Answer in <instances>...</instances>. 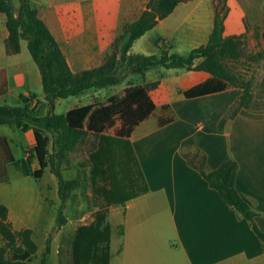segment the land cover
<instances>
[{
  "label": "crops",
  "instance_id": "1",
  "mask_svg": "<svg viewBox=\"0 0 264 264\" xmlns=\"http://www.w3.org/2000/svg\"><path fill=\"white\" fill-rule=\"evenodd\" d=\"M148 1L31 0V3L54 36L70 70L77 73L102 64L113 42L122 34L123 26L136 20L146 9ZM228 8L223 21V35L244 33L242 12L229 4ZM5 20V15L0 13V89L4 90L0 94V105L19 106L22 104L20 95H24L35 112L39 102L32 86L36 89L41 87L40 73L25 40L20 41L18 53H7ZM213 20L214 9L210 2H207L206 8V0H184L168 16L158 20L150 30L134 40L127 52V62L134 65L139 58L157 56L162 50L186 56L191 49L207 41ZM199 61L197 59L194 64ZM156 68L147 71L144 79L133 74L126 76L118 85L106 87L112 89L106 97L108 100L118 91L117 87L126 89L144 82H158L154 89L147 92L154 109L132 128L128 137L137 161L136 169L140 170L147 191L123 203L106 207L105 222L110 227L108 264H264V248L249 222L223 202L218 192L209 187L200 173L186 162L183 154L200 150L206 156L209 170L216 169L226 159L212 161L200 146L184 147L164 131V127L176 118L172 105L174 100L183 98L206 102V97L228 92L232 95L230 109L242 90L228 88L218 93L185 98L182 92L204 83L209 74L184 68H166L167 73H164ZM177 78L179 83L174 81ZM127 79H131L132 83H128ZM103 89L58 99L54 110L63 100L66 101L64 113L88 104L106 105L103 100L92 98V95L106 93L102 92ZM31 96L34 98L30 99ZM241 122L250 126L242 127ZM231 123L258 134L255 136L258 140L264 136V128L257 126H264V110L241 109ZM1 137L7 140L16 161L24 159L34 147L32 129L21 131L14 125H0ZM255 146L264 149V141ZM15 151L22 152L19 159L14 156ZM256 151L258 153V149ZM233 159L238 163L235 189L256 213L254 221L264 233V158L256 155L249 162L250 166L242 165L237 157ZM2 166L0 145V169ZM4 166L8 181L0 183V204L6 206L7 218L14 230L29 228L34 236L38 229L34 228L37 223L34 201L21 190L11 191L12 179L19 178L15 171H20L12 164ZM31 168L35 170L37 165L32 163ZM46 170L50 173L48 168L44 169L41 179ZM24 179L21 178V181L24 182ZM46 190L45 193L49 191L54 202L59 200L57 180L50 181ZM45 193L40 196L42 203L55 208L44 200ZM87 217L88 221L81 223L65 216L66 222L50 240L48 259L57 254L64 236L94 221L92 212ZM40 231L47 232L48 229ZM37 248L38 252L40 246L37 245Z\"/></svg>",
  "mask_w": 264,
  "mask_h": 264
},
{
  "label": "trees",
  "instance_id": "2",
  "mask_svg": "<svg viewBox=\"0 0 264 264\" xmlns=\"http://www.w3.org/2000/svg\"><path fill=\"white\" fill-rule=\"evenodd\" d=\"M182 1L184 0H149L140 16L123 26L122 34L113 42L101 65L74 73L70 70L54 36L38 16L31 0H0V13L5 15V27L8 32L5 40L6 51L8 54L18 53L20 41H26L28 52L40 73L43 98L48 106L46 114L38 116L24 95H20L22 104L19 106L0 105V125H14L21 131L32 129L34 134L33 149L19 161L14 159L7 140L0 138L3 157L0 183L8 181L5 164H12L24 176H30L34 180L41 179L44 169L48 168L58 184L60 205L56 225L60 227L66 222L62 210L68 193L78 185L76 179L63 178L61 164L66 154L74 151L88 133H93L97 138L96 146L89 154V161L93 182H101L95 191L104 208L97 211L92 223L77 228L71 245V264H108L110 227L105 222L106 207L123 203L147 191L143 176L140 170L136 169L137 161L128 137L132 128L154 109L147 92L154 89L158 82H144L127 88L126 99L119 103L128 99L138 110L143 106L146 108L137 119L124 128V132L115 135L102 132L103 122L112 115L111 105L88 104L56 114V100L118 85L124 78L123 70L144 79L147 71L164 67L184 68L209 74L204 83L182 92L185 98L218 93L228 88L242 90L239 98L219 120V130H222L224 122L232 120L241 109L251 107V81L245 80L230 67V63L238 61L242 55L243 34L223 35L225 11L222 14L214 11L213 26L207 41L191 49L186 56L162 50L157 56L139 58L134 65L127 62V52L134 40L150 30L158 20L168 16ZM16 10L19 11L17 16ZM197 59L200 61L194 64ZM3 91L0 89V94ZM32 98L34 96L30 99ZM183 157L200 173L209 187L218 192L226 205L235 209L249 222L264 248V233L254 221L256 213L235 189L237 161L230 158L216 169L209 170L206 166V156L200 150L195 149L183 154ZM32 163L37 165V169L32 170ZM0 236V264H34L33 258L38 248L32 237V230H14L7 218V208L3 204H0ZM49 252L48 238L39 264H48Z\"/></svg>",
  "mask_w": 264,
  "mask_h": 264
},
{
  "label": "rangeland",
  "instance_id": "3",
  "mask_svg": "<svg viewBox=\"0 0 264 264\" xmlns=\"http://www.w3.org/2000/svg\"><path fill=\"white\" fill-rule=\"evenodd\" d=\"M207 2H210L214 11L216 10L219 14L225 11V17L229 10L228 4L242 12V21L244 23L242 55L238 61L231 62L230 67L242 78L251 81L252 98L250 108L264 110V0H206V8ZM122 43L123 41L119 42V45ZM156 70L167 73V69L163 67H157ZM122 74L124 78L133 75L124 70ZM174 81L176 83L180 82L179 78ZM127 82L132 83L131 79H127ZM117 88L118 91H115L108 100L106 97L109 92H112V89L105 88L102 92L106 93L92 95V98L103 100L102 102H105L106 106L111 105L113 107L112 115L103 122V133L115 135L124 132V128L137 119L146 108V106H143L138 110L129 103L128 99L124 103H119L122 99H126L127 88ZM32 89L39 102L35 114L43 116L47 111V104L44 101L41 87L36 89L32 86ZM231 99L232 95L227 92L206 97V102L204 100H185L183 98L182 100H174L172 105L176 118L174 122L164 127V131H166L168 136H173V140L180 141L184 147L200 146L206 151L212 161L237 157L242 165L250 166L249 162L255 159L256 155L264 158V149L255 146L257 143H263L264 136L260 138L261 140H258L255 138L258 134L248 131L246 128L240 129L233 123L230 124L231 120L223 123L222 131L218 129L219 120L223 114L229 111V101ZM95 105L100 106L102 104L97 103ZM65 106L66 101L63 100L57 105L54 112L56 114L64 113ZM226 108L228 111L225 110ZM224 111L227 112L225 113ZM200 125L201 128H199ZM240 125L242 127L250 126L247 122H241ZM257 126L264 128L263 125ZM90 134L74 151L66 154L61 164L63 178L65 180L76 179L78 181L77 187L68 193L62 212L73 221L77 222L79 220L81 223L88 221L89 217H87V214L90 212H92L94 217L98 210L102 211L104 208L95 191L96 186L101 185V182H93L91 176L89 154L95 148L97 138L93 133ZM257 149L258 153H256ZM14 156L19 159L22 156V152L15 151ZM15 172L19 174V178L15 177L12 179L11 191L21 190L22 193L28 194L34 201V213L37 220L34 228L38 229H36L32 237L40 248L33 258V263L39 264L46 240L48 238L51 240L60 228L56 225L57 212L60 205L59 200L54 202L50 192L45 193L47 191L46 185L50 184V181L56 182V178L47 170L41 180H34L32 177H22L20 172ZM20 176L25 178L24 182L21 181ZM44 193V200L48 205H53L55 208L48 207L42 203L40 196ZM39 229H48V231L42 232ZM75 232L64 236L62 246L57 254L49 256L48 264H71V245ZM243 264H246V262Z\"/></svg>",
  "mask_w": 264,
  "mask_h": 264
},
{
  "label": "water",
  "instance_id": "4",
  "mask_svg": "<svg viewBox=\"0 0 264 264\" xmlns=\"http://www.w3.org/2000/svg\"><path fill=\"white\" fill-rule=\"evenodd\" d=\"M18 14H19V11H18V10H16V11H15V15L17 16Z\"/></svg>",
  "mask_w": 264,
  "mask_h": 264
}]
</instances>
